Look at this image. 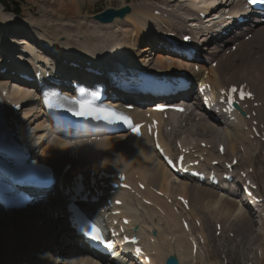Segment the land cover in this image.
<instances>
[{
  "label": "bare ground",
  "instance_id": "obj_1",
  "mask_svg": "<svg viewBox=\"0 0 264 264\" xmlns=\"http://www.w3.org/2000/svg\"><path fill=\"white\" fill-rule=\"evenodd\" d=\"M28 1L32 3L31 0ZM36 1L42 2V5L45 4L46 1L48 2V0ZM110 1L125 2L127 0ZM133 1H138L139 3L137 5L131 4V12L125 15L124 18H116L110 23L103 24L93 20V23L96 25H88L87 23L82 24L79 19H76L77 17L75 18V16H80L82 14H89L92 5L90 0H59L55 3V8L51 11L27 5V12L41 18L36 23L27 21L25 27H23L24 22H22L24 19H22V21L15 19L13 14L11 16V10L7 9V7H4V10L0 6V47L3 50L0 55V63H6L7 58L12 59L11 56L7 57L5 55L6 51L15 52L21 50L22 52L30 54V59H25V61L20 62L22 67L29 70L30 67L35 66L34 61H42L41 57H44V54L41 49H47L49 47L62 55L67 62H73L89 67L94 72H102L101 77L112 80L115 76L125 78L127 77V73L134 72L130 69L124 73L126 69L131 68L129 65L134 67L141 66L143 64L150 65L152 60L148 59V57L154 55L156 56L153 62L155 67L170 70L172 73L177 72L182 75L187 74L194 80L205 81L210 85L211 94L218 93L221 87L234 81L235 78L227 77V74L229 73L239 74V77L244 76V79L246 80H237L236 82L248 83L251 86L252 91L254 90L253 86L258 87L257 90L259 91L264 90V28H260L259 30L250 29L248 31L250 32L253 30L252 37H250L247 42L240 41L241 46L238 48L239 53L232 54L230 56V58L234 60L231 62L230 66H228L229 58L226 57L219 61L218 66L214 68L211 66L209 68L198 66V71L192 70L191 73H186L188 65L192 68V63H186L176 56L168 54L165 52L166 50L164 48H161V51L153 53V45L158 44V41L164 42L167 37H171L170 35L176 36L180 32H182V35H180L181 39L182 36L187 33L192 36V41L199 38L200 43H203L205 41V35L200 34V36H198L199 33L194 35L192 32L193 30L188 28L190 22H188V24L185 21V18L182 17L181 14L179 15V13L180 11L187 13L193 8L206 12L207 8L215 4L216 1L190 0L184 5H180L176 3V1L185 2L186 0ZM159 1L167 7V11L166 9H159L161 10V14L155 16L152 13L155 9H150L146 3H155ZM164 12L165 16L162 14ZM213 14H215V12H211V15L208 17L213 16ZM51 19H54L55 21H50L48 23V20ZM209 19L211 20L212 17ZM18 25H22L24 30H19L20 28H18ZM118 25L121 27L118 28ZM122 26H127L131 29L130 31H127ZM156 27L159 28L158 30L160 32L156 31ZM113 29H115V31ZM242 29H244V26ZM16 32H20L23 36L25 35L27 37H21L20 40H17L15 38L17 37ZM248 32L240 30L239 34L243 36ZM172 38L176 40L174 37ZM236 39L237 38H235V40ZM138 45L141 46L139 48L140 51L136 52L134 51V48L138 49ZM19 46H21V49L18 48ZM204 48L205 47L201 46L200 49ZM34 51H36L37 54L34 53ZM220 51L221 50H218L217 47H212L209 50L210 56L208 58L215 57V55ZM204 57L206 56L204 55ZM15 58L19 61L21 60L19 59L21 58L19 55L17 57L15 56ZM116 58H119L120 61L123 62L122 65L119 64V61L116 60ZM87 61H90L91 63L86 65L85 63ZM11 62L17 64V61L15 60ZM240 63H244L246 66L250 67L247 70L248 73L245 71L237 73V66ZM257 71L258 77L253 80L252 78ZM68 73L70 75L76 72L70 69ZM99 79L101 78L97 77V75L92 77V80H98L97 82H101ZM73 80L87 81L80 79ZM8 82L12 86H16V82H10L9 80ZM61 86L69 88V86L64 82L61 83ZM30 91L31 86L29 84H22V87L19 90H12L9 92L8 97H11L13 105L21 103V106L26 108L23 111L21 118H19L20 120H18V118L14 119L13 125H19L22 135L27 136V140L30 142V148L33 149L35 153L31 154L32 158L38 157V161H47L55 168L53 175H55L56 179H58L61 191L54 189L52 191L55 192L54 196H52V192L49 193L44 200L38 201L27 209H22L21 212L25 213L20 212V216L19 213H14L12 217H9L7 214L3 213V211L0 212V222H8L6 226L11 228L7 232L6 236H4V238L0 241V264H28V259L21 255L17 249L21 247V244L23 246L27 243L29 239L37 244H40L39 241L44 237V235H39L41 234V231L39 230L42 228L44 231V229L47 230L51 228V219L43 216L46 208L51 207L63 213L61 206L66 200V195L63 191L64 186L68 183L71 174L77 170L75 169L76 167L81 171H86L87 173H89V171L98 172L101 169L107 171L108 173H115L117 171L125 172L126 181L130 185L133 184L135 192L132 194H125L123 191H116L113 198L120 199L121 205L113 206L110 210H104L103 213L107 220H118L120 217H125L129 219L130 226H138L141 237H146L145 244L148 247V255L150 256L149 264H164L163 258L165 259L170 255L176 256L179 259V262L181 261V264H184L187 256L186 252L188 253L187 260L189 261V256L192 257L190 253L192 245L194 244L197 246L195 238L192 235L193 228L190 227L189 224L188 231H186L180 223L181 218L185 214L182 211V208L179 207L178 201L176 202L174 200L173 203H169L167 201L175 195H181L187 199L189 205L188 213L191 215V219L193 221L197 219L196 215L193 214V210L196 206H198L201 210L203 223H207L212 220V217H206L208 209L205 210L203 208L201 204V202H203L208 205L207 208L211 206V209H213L216 213H220L227 218L229 215L230 219L233 217V219L236 220L241 227H251L254 233L258 230L259 233L262 232L261 235H263L264 226H260L256 229L258 225L256 221L253 220L247 212H242V206L239 205V203L232 197L198 185L188 179L177 178L176 176L170 174L164 167L160 158L153 151L149 140L145 138V136H141L140 139L137 140L131 137L128 138L125 135H104L99 138L97 144L80 143V145H71L58 141H55L54 143H44L42 140L45 137V133H41L42 135L38 134L40 136L39 138L32 136V133L28 134L23 126H28L30 124L33 118L31 111L35 109V105L28 100V98H30ZM255 101L257 100L248 102V108L246 109L247 113H251L252 110H255L252 107V103ZM148 108L149 107H147V109ZM195 108L200 112L189 113L188 123L186 124L187 130L189 131L191 130V127H194L196 131L199 130L208 132L209 137L206 138L208 139L207 141L200 140L202 138H199L198 141L199 144L202 141L205 142V144L208 145V148L201 149L199 145L195 147L196 151L200 152L202 157L209 158L208 163H210L213 159H217L223 164L224 161H227V152L232 154L230 155V160L228 162H230L234 157L237 158L235 154L229 150L233 151L234 148L237 147L238 143L244 142L245 144V142H247L246 135L250 138V133L247 131V127L253 120H258V130L259 132H262L260 124L264 123V117L260 112H257L258 117L243 119L237 126L234 127L222 117L216 116L211 112H204L199 103L195 105ZM40 111L42 110L40 109L38 113ZM42 122L43 118H40L36 122V127L31 129L38 133V130L43 128ZM220 126H222V132H220ZM244 127H246V130H244ZM174 135L178 136L179 132L174 131ZM221 135L226 138V146H224V153L219 155L217 153V146L223 141V137L220 138ZM160 139L165 148H167L170 140L164 136L162 130L160 131ZM216 139L219 141L216 146V154H214L212 145L216 142ZM165 140L168 142L165 143ZM251 140L254 141V150H260L261 147L258 146L260 139ZM240 147L245 154L246 150L242 144ZM248 152L253 153V151ZM90 154H98L101 157L95 160L89 157ZM75 155L78 159H76ZM262 158L264 159V154ZM68 163L71 165L70 169L65 171L64 167ZM99 163L101 164L98 166ZM243 163L246 164L247 172L249 167L255 168L253 165H248L244 157H240L238 159V164L242 165ZM258 170L261 174L260 166ZM254 175L255 177L261 179L256 171V168ZM262 176H264V171ZM261 180L263 181V179ZM137 181L144 184V187L146 188L142 191L138 189L135 185ZM172 186H177V188L175 189ZM149 188H157V190L162 192L163 195L158 196L152 191L149 192ZM107 192L108 188L102 189L103 195ZM140 196H143L141 198L149 200L151 205L145 206L141 203ZM260 197H262L263 201L264 190ZM205 198H208L207 200H209V202L206 201ZM195 201H198V203H195ZM211 201L215 205H218L219 210H215L213 207L214 204L212 205V203H210ZM103 204L104 198L101 197L99 201V208ZM260 206H262V203ZM114 210H119V216H112L111 212ZM32 214L37 215V217L31 216ZM38 215H41V217H38ZM251 220L254 225H251ZM65 222H67V219H65ZM261 222L264 223V215L262 216ZM65 227L66 229L68 228L67 224ZM129 227L121 226L122 229H129ZM2 228L3 226L0 225V229ZM152 231H155L156 234H150ZM221 231L224 232V225L222 226ZM246 234L247 238H249V232ZM11 241L13 243V248L10 244ZM245 243L246 242L244 241H238V246H241V244L245 245ZM40 247L41 245L33 247V251H40ZM197 247V253H199L198 255L201 258V246L199 245ZM231 248L235 249L234 240ZM70 255L72 254L69 253L68 256ZM262 255H264V249ZM13 257L15 258V260H13L15 263H12ZM236 258L239 260L242 257L238 256ZM85 263L87 262L85 261L83 264Z\"/></svg>",
  "mask_w": 264,
  "mask_h": 264
},
{
  "label": "rangeland",
  "instance_id": "obj_2",
  "mask_svg": "<svg viewBox=\"0 0 264 264\" xmlns=\"http://www.w3.org/2000/svg\"><path fill=\"white\" fill-rule=\"evenodd\" d=\"M31 1H32V3L30 1H28V0H1L0 1L1 5L0 6L3 9H4V7H7V9H9V10H15V11L19 12V14H16V13L12 12L13 13V17L15 19H19L20 21H22V19H24V21H22V22H24L23 27H25V24H26L27 21L36 23L41 18V17H39L37 15H35V16L31 15V13L27 12V10H26V6L27 5H32L35 8H40V9H44V10H47V11H51V10H53L55 8V3H57L59 0H48V2L46 1L45 4H43V5H42V2H38L36 0H31ZM90 2H91L92 5H91V11L89 12V16L87 15L86 18H84V15L80 16V17L79 16H75V18L77 17L80 21H83V23L93 24V25H95V24L90 21V20H92L90 18V15L93 14L94 12L101 11L104 8L108 7V6L116 8V7H119L121 4H124V3H126V4L127 3H131V4H134V5H137L139 3L138 1H133V0H127L125 2H122V1H120V2L119 1H110V0H90ZM179 3L180 4H184L183 2H179ZM2 5H4V6H2ZM162 5H164V4L162 3ZM71 7H73V6H71ZM12 13H11V16H12ZM50 21H55V20L54 19L48 20V23ZM18 28H20L19 30H21V31L24 30L22 28V25H18ZM124 29L130 30L131 28L127 27V26H124ZM16 35H17V37H15V38L23 36L20 32H16ZM53 53L54 54H52L51 52H46L45 53L46 54L45 57L48 59V61L56 60L55 51H53ZM238 53H239V51L237 49L232 54H238ZM14 54H20V53H19V51H16V52H14ZM230 56L227 57V58H229L228 66H230L231 62L234 61L232 58H230ZM151 58H155V57L151 56ZM249 68L250 67L246 66V64L240 63L237 66V73H239L240 71H245L246 73H248L247 70ZM77 73L81 74L79 71H77ZM257 77H258V71L256 72V74L254 75V77L252 79L255 80ZM241 80H246V79H244V76H241V77H239L238 81H241ZM253 89H258V87L253 86ZM253 92H254V90H253ZM254 100H256V98ZM195 119H196V117H195ZM184 123H185V121L182 122L183 125H184ZM28 127L31 128V125L28 126ZM185 129H186V132L188 133V135H190V136H198V137H201V138H208L209 137L208 136V132H206V131H199V130L196 131V129L194 127H191V130L188 131L187 130V125H186ZM261 130L264 131L263 128ZM246 136H247V142H245V144H244V142L238 143L237 147L234 148L233 151H231V150H229V151L234 153L235 150L238 147H240L241 144H242V146L246 150L244 159L246 160L248 165L255 166L257 173L259 174L261 179H263V190H264V176H262L263 171H264V159L262 158V156L264 154V143H258V146L261 147L260 150H254V146H253L254 145V141H252L248 137V135H246ZM263 136H264V134H262L261 137H263ZM198 137H195V138H198ZM220 138H222V135L220 136ZM216 142H215V144H216ZM248 151H253V153L248 152ZM89 157H91L92 159L97 160L101 156L98 155V154L97 155L90 154ZM104 157H106V156H104ZM259 166H260L261 174L259 173V170H258ZM172 187H174L175 189L177 188V186H172ZM207 199L208 198H205V200L209 202V200H207ZM201 201H203V200H201ZM195 203H198V201L197 202L195 201ZM199 203H200V201H199ZM210 203H212V205L214 204L212 201ZM201 204H202V206H203V208L205 210L208 209L207 217L212 214V218H216L217 220H219L222 223V225H224V232L222 234L216 236L214 234V222L215 221H213V223L211 225H210V222L206 223L207 224V227H206V245L204 246V248H206L208 250V252H209L208 253L209 257L208 258L212 262H214V264H246V263H249V264H264V262L262 260L264 258V255H262L263 256L262 259L261 258H259V259L255 258L256 257V250H258V248H259L260 252L263 253V249H264V241L260 239L261 233L258 234V231H255V233H254L253 229L251 227H241L239 225V223L236 220L233 219V217H231V219H230L229 215H228V218H227V217L221 215L220 213H216L213 209H211V206H209V208H207L208 205H206L203 202H201ZM213 207L215 208V210H219L218 205L214 204ZM31 216L37 217V215H34V214H32ZM38 217H41V215H38ZM208 218H210V216ZM199 223H200V227L199 228H201V226H202V217L199 218ZM7 224H8V222H6V221H1L0 222V225H2L3 229H4L3 232H1V230H0V240L3 237V235H4V232L6 230H8V227L6 226ZM217 224H219V223H217ZM251 225H254L252 220H251ZM36 226H38V225H36ZM199 228H196V230H198ZM39 231H41V234H39V235L43 236L44 235L43 229L41 228V230H39ZM225 232H227V233H225ZM248 232H249V238H247V234H246ZM232 234H234L233 237L230 236ZM217 237H219V238H217ZM233 240H234V248L239 253L238 256L242 257V259L240 261L237 258H234V259L232 258V253H231L232 251L229 252L228 249H226V251L225 250L221 251L222 247L220 245H223L226 242H230L229 246L232 247L233 246ZM238 241L239 242H243L244 241L246 243H245V245L241 244V246H238ZM217 243H219V245H216ZM38 245L39 244H37V243H35V242H33L32 240L29 239L28 242L25 243L23 246L21 244V247H19L17 249V251L18 252H22V250H23V255L26 256V259H28L29 262L35 261V260L37 261V258L39 256L38 255L39 251L38 252L37 251H33V247H37ZM172 247L175 248L174 246H172ZM163 253H164V251H163ZM21 255H22V253H21ZM186 255L188 256L187 252H186ZM187 256H186V259H187ZM163 260H164V258H163Z\"/></svg>",
  "mask_w": 264,
  "mask_h": 264
},
{
  "label": "snow or ice",
  "instance_id": "obj_3",
  "mask_svg": "<svg viewBox=\"0 0 264 264\" xmlns=\"http://www.w3.org/2000/svg\"><path fill=\"white\" fill-rule=\"evenodd\" d=\"M252 2H255V0H252ZM186 39H187V38H186ZM231 91H236V89L233 88ZM240 95H241V98H243V96L245 95V93L241 92ZM249 95H250V94H249ZM229 102H231V98H230V97H229ZM158 107H161V108H162V106H158ZM177 110H182V109H177ZM100 111H102V112L105 113V115H104V117H103V118H105V119H107L109 116H115V113L111 112L110 110H100ZM85 114H86V112H85V110H84V106L81 105V110L78 111V112H76V115L83 116V115H85ZM87 114H91V113L89 112V113H87ZM97 118L99 119V118H101V117L98 116ZM138 128H139V125H136V126L133 127V130L136 131ZM125 187H127V185H125ZM117 203H119V201H117ZM126 222H127V221H126ZM89 234H90V235H93V238H94V239H96V240H101V236L99 235L98 230H97V228H96L95 225L92 226V231H91ZM137 251H139V249H137Z\"/></svg>",
  "mask_w": 264,
  "mask_h": 264
},
{
  "label": "water",
  "instance_id": "obj_4",
  "mask_svg": "<svg viewBox=\"0 0 264 264\" xmlns=\"http://www.w3.org/2000/svg\"><path fill=\"white\" fill-rule=\"evenodd\" d=\"M124 11H113V10H108L106 11L105 13H103L101 15V17L99 18L101 21H109V20H112L114 18V16H119V17H122ZM166 264H176L175 262L173 263L172 262V259L169 258L167 260V263Z\"/></svg>",
  "mask_w": 264,
  "mask_h": 264
}]
</instances>
